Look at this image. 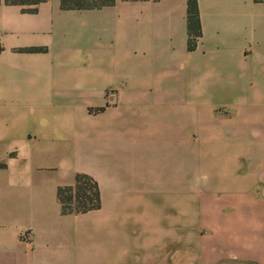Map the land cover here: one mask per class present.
Segmentation results:
<instances>
[{
  "label": "crops",
  "instance_id": "1",
  "mask_svg": "<svg viewBox=\"0 0 264 264\" xmlns=\"http://www.w3.org/2000/svg\"><path fill=\"white\" fill-rule=\"evenodd\" d=\"M197 1L193 51L187 0L0 3V264H137L157 204L190 187L229 208L198 264H264V2ZM78 173L101 207L64 215L57 189ZM186 241L169 244L176 264H194Z\"/></svg>",
  "mask_w": 264,
  "mask_h": 264
},
{
  "label": "rangeland",
  "instance_id": "2",
  "mask_svg": "<svg viewBox=\"0 0 264 264\" xmlns=\"http://www.w3.org/2000/svg\"><path fill=\"white\" fill-rule=\"evenodd\" d=\"M210 190L205 187H190L189 188V202L188 204H157L156 218L154 229L155 233L151 235V241L153 242V248L146 253L144 251H137L136 248L131 250L129 246L143 245L145 239L143 236H126L125 245L129 249L127 259L130 262H136L137 264H176L178 263L174 254L171 255L169 251L170 243H178L177 246L184 244L187 236L189 250L187 257L183 252V261L187 258L194 264H198L200 259L199 249L202 244L213 242V231L211 228L212 216L222 215L223 218L219 220V227L225 231V238H228L227 231L229 230L228 224V204L212 202V200H206L202 202V198L208 199ZM187 212L188 215V227L180 226V213ZM204 215V217H202ZM210 217V218H209ZM218 220V219H216ZM203 230L200 231V228ZM203 232V236L201 233ZM182 241V242H181ZM186 241V242H187ZM182 243V244H181ZM208 245V244H207ZM228 247L227 243H222V248ZM149 255V259L146 257ZM147 260V263H145ZM179 260V258H178ZM190 262V263H191Z\"/></svg>",
  "mask_w": 264,
  "mask_h": 264
},
{
  "label": "trees",
  "instance_id": "3",
  "mask_svg": "<svg viewBox=\"0 0 264 264\" xmlns=\"http://www.w3.org/2000/svg\"><path fill=\"white\" fill-rule=\"evenodd\" d=\"M47 0H0L7 5L23 6L25 10L35 12L37 5ZM264 2V0H254ZM116 0H61L64 10H90L111 6ZM202 29L197 0H187V48L193 51L197 48ZM41 48H31L28 51H42ZM0 164V168L3 167ZM57 198L61 205V212L67 214H83L98 210L101 207V196L98 183L89 175L78 173L72 185L59 186Z\"/></svg>",
  "mask_w": 264,
  "mask_h": 264
},
{
  "label": "built area",
  "instance_id": "4",
  "mask_svg": "<svg viewBox=\"0 0 264 264\" xmlns=\"http://www.w3.org/2000/svg\"><path fill=\"white\" fill-rule=\"evenodd\" d=\"M24 237H25V238H28V237H29V233H26V234L24 235Z\"/></svg>",
  "mask_w": 264,
  "mask_h": 264
}]
</instances>
